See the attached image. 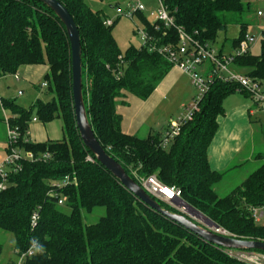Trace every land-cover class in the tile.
<instances>
[{
	"label": "trees",
	"instance_id": "trees-1",
	"mask_svg": "<svg viewBox=\"0 0 264 264\" xmlns=\"http://www.w3.org/2000/svg\"><path fill=\"white\" fill-rule=\"evenodd\" d=\"M59 1L80 33L83 99L103 149L137 183L133 171L138 176L155 174L163 184L179 188L183 201L232 236L264 241V224L251 215L252 207L264 206V151L256 155L263 160L261 165L224 196L213 185L226 171L212 169L208 161V147L224 113V98L235 91L246 94L236 83L214 74L198 100V109L167 147L161 145V131L143 137L125 133L116 111L119 99L127 95L146 99L173 67L157 48L177 43L176 27L210 44L228 23L235 22L240 34L232 41L234 49L246 34L241 15L250 4L242 0H165L176 27L150 22L144 12H137L147 41L122 54L112 34L114 22L106 24L107 17L100 10H92L84 0ZM40 63L48 64L44 80L52 99L37 98L28 107L13 98L0 100L9 112V124L20 131L19 146L38 156L23 159L0 192V230L13 234L14 250L18 254L27 251L33 240L44 247L43 253L33 252L23 264H246L140 201L96 160L76 127L71 51L64 24L40 0H0V76L14 74L22 65ZM233 66L264 80V30L260 52L235 55ZM33 116L42 122L60 118L63 138L24 141ZM44 152L51 156L42 158ZM65 176L69 180L58 184ZM60 199L69 212L58 208ZM154 199L161 207L180 212ZM98 206L105 208V214L95 223L84 224L81 210Z\"/></svg>",
	"mask_w": 264,
	"mask_h": 264
},
{
	"label": "built area",
	"instance_id": "built-area-1",
	"mask_svg": "<svg viewBox=\"0 0 264 264\" xmlns=\"http://www.w3.org/2000/svg\"><path fill=\"white\" fill-rule=\"evenodd\" d=\"M158 9L157 11L149 10V15L154 17V21H160L165 26H175L173 17L169 14L165 0H156ZM146 7L141 0H129V8L124 12L125 15L132 17L137 12H145ZM258 15H263L261 11L257 12ZM106 24L111 25L112 19H106ZM178 41L174 44H166L157 48L171 64L179 68L182 72L188 74L191 78V82L199 90V93L192 102L185 107V113L173 118L169 121L168 125L162 132L161 145L167 147L171 141L180 132L181 126L189 119L192 118V114L198 109V100L202 97L208 88V80L215 74L228 82H234L238 85V89L244 91L252 101L264 109V80L254 78L244 73H239L230 69V65H233L235 55L244 54L249 51L250 44L255 41V37L246 33L242 39L238 42V45L231 51V53L219 54L214 51L209 44H203L199 40L192 38L180 27H176ZM142 36L144 42L147 41V34L143 30ZM154 48V47H153ZM206 69V77H203L197 72V69ZM204 68V69H203ZM17 78V75H15ZM46 86V82L42 83ZM37 117H32V121H36ZM7 126V140H6V154L3 161L0 163V192L5 190L8 186L9 175L15 173L20 169V164L23 159H34L36 155L30 150H26L19 146L20 131L17 127H13L9 124L8 118H5ZM29 129L25 132L24 141H28ZM30 141V140H29ZM42 158H49L51 154L44 152L40 154ZM88 159L91 160L90 157ZM133 174L138 178L139 184L145 189V191L182 213H185L183 209H186L182 204L181 191L175 186H167L163 184L155 174L147 176H138L135 171ZM69 180L68 176H65L63 182ZM63 200H58V205L62 204ZM188 215L187 213H185ZM251 215L257 223H264V206H254L251 208ZM189 216V215H188ZM191 217V216H190ZM36 220V214L32 215V224ZM213 231L231 235L227 230L222 227L212 228ZM225 253L235 258L238 261L246 264H264V252L258 250H244V249H224ZM17 261L15 264H23L26 257L33 254L32 247L27 251L17 253Z\"/></svg>",
	"mask_w": 264,
	"mask_h": 264
},
{
	"label": "crops",
	"instance_id": "crops-1",
	"mask_svg": "<svg viewBox=\"0 0 264 264\" xmlns=\"http://www.w3.org/2000/svg\"><path fill=\"white\" fill-rule=\"evenodd\" d=\"M224 48V46L221 48L220 53H230L233 45L231 44L230 50L227 48V52L224 51ZM233 69L236 72L244 73L243 68L234 66ZM48 71L49 67L47 63L26 64L20 66L14 74L0 76V100L1 97L13 98L19 100L20 104H18L23 107L31 105L37 98H40L36 86L42 82ZM12 75L15 81H22L19 86L23 87H18L14 92H8L6 90V76L12 77ZM15 75H17V78ZM183 75L184 72L173 66L146 99H140L134 95H127L123 99H119L116 111L121 117L122 130L125 133L138 135L142 132V128H144V136L151 131L163 132L169 121L175 117L169 114L162 115L161 107L168 100V96L172 91L183 93L186 89H189L187 85L182 83L181 78ZM45 87L48 89V85ZM26 92H29V95ZM47 93L51 95L49 92ZM16 95L21 96L17 99ZM22 96H26L25 100L21 99ZM183 103L184 101L180 104ZM222 105L224 113L218 118V128L208 147V161L211 168L227 171L231 167L242 165L244 162H257L254 164L258 168L263 160L256 155L264 151V146L262 144L263 151L256 150V142L254 141L256 139L254 138L256 130L254 128V107L257 105L254 102L252 103V99L247 94L239 91H235L225 97ZM0 114L2 118L3 116L4 118L9 116V112L2 108L1 103ZM2 120H4L2 124L3 131L5 130L6 134L7 126L5 119ZM156 127H159V130ZM28 129V138L32 142L60 140L64 136L60 118H55L49 122H42L39 119L36 121L31 120Z\"/></svg>",
	"mask_w": 264,
	"mask_h": 264
},
{
	"label": "rangeland",
	"instance_id": "rangeland-1",
	"mask_svg": "<svg viewBox=\"0 0 264 264\" xmlns=\"http://www.w3.org/2000/svg\"><path fill=\"white\" fill-rule=\"evenodd\" d=\"M85 3L92 10H100L106 19H112L113 29L112 34L115 38L119 49L122 54L129 47L139 48L143 43L144 39L142 36V31L144 29V23L142 22L140 16L138 14L129 17L125 15V11L129 8V0H84ZM142 3L146 7V11L144 12L145 18L153 22L154 17L149 15V10L157 11L158 5L156 0H141ZM244 3H249L250 8L247 12H244L241 15V20L245 22L246 25V33L255 37V41L250 44L249 51L252 54H257L260 52L261 47V38L262 31L264 30V0H242ZM261 11L263 15H258L257 12ZM240 34L239 24L235 22H230L227 25L225 31H219L215 37L213 42H210L209 46L216 51L217 53L221 51V48H224V51H228L231 49V44L234 38H237ZM228 48V49H227ZM233 48L231 49V51ZM230 51V52H231ZM223 54V53H222ZM234 66L230 65V69H233ZM204 69V68H203ZM234 70V69H233ZM235 71V70H234ZM242 71V69H241ZM197 72L206 77L207 70L197 69ZM6 90L8 92H14L18 89L21 84L20 81H15V79L10 76H6ZM182 83L187 85L189 89H186L183 93H177L172 91L168 100L165 102L162 109V115H173L175 118L185 113V107L188 106L193 99H195L199 93V90L194 86L191 82V78L188 74L184 73L181 78ZM3 82V80H1ZM5 81V80H4ZM45 82L43 79L42 82L36 86L39 91L40 99L50 100L53 95H48V90L42 83ZM21 89V88H19ZM35 89V88H34ZM36 90V89H35ZM29 92H26L27 95ZM16 94V92H15ZM21 95H16L17 99H19ZM26 96H22L21 99L25 100ZM187 99V100H186ZM182 101H184L183 104ZM17 103L20 104L19 100H16ZM253 103V101H252ZM255 106V105H254ZM28 107V106H27ZM255 116H254V128L255 137L254 141L256 142V150L263 151V138H264V109L261 106H255ZM1 115V114H0ZM5 119L4 116H0V163L3 161L6 151H5V143L7 140V130L5 134V130L3 131V122ZM159 130V127H156ZM144 128H142V132H140L139 136H144L143 132ZM6 135V136H5ZM263 144V146H262ZM257 162H244L240 166L231 167L225 173L222 179L213 185L214 190L219 196H224L229 193L233 188H235L238 184L245 179L248 173H250L254 168H256L255 164ZM262 163V162H261ZM260 163V164H261ZM58 184H62L63 180H57ZM58 208H60L64 212H69L70 208L65 204H59ZM186 208V207H185ZM185 213L188 214L187 209H183ZM105 214V208L102 206L94 207L91 211H86L84 209L81 210L82 221L84 224H91L97 222V220ZM195 221L200 224H204V219L191 215ZM264 224V223H263ZM0 243L2 244V250L0 253V264H11L16 263L17 255L14 250V236L10 232H5L0 230Z\"/></svg>",
	"mask_w": 264,
	"mask_h": 264
},
{
	"label": "water",
	"instance_id": "water-1",
	"mask_svg": "<svg viewBox=\"0 0 264 264\" xmlns=\"http://www.w3.org/2000/svg\"><path fill=\"white\" fill-rule=\"evenodd\" d=\"M40 1L51 8L65 26L71 51V90L76 127L83 144L93 153L96 160L104 165L105 168L108 169L126 189L139 198L140 201L197 234L205 241L224 249L258 250L264 252L263 240L238 238L213 231L212 228H218L219 225L183 200L182 204L188 210V214L203 218L204 224L198 223L185 213L172 212L161 207L159 202L150 196L145 189L125 171L122 165L103 149L94 135L84 104L82 93L81 42L78 27L69 11L59 0Z\"/></svg>",
	"mask_w": 264,
	"mask_h": 264
},
{
	"label": "clouds",
	"instance_id": "clouds-1",
	"mask_svg": "<svg viewBox=\"0 0 264 264\" xmlns=\"http://www.w3.org/2000/svg\"><path fill=\"white\" fill-rule=\"evenodd\" d=\"M32 250L36 253H43L44 252V247L43 245L37 243L35 240H33L32 242Z\"/></svg>",
	"mask_w": 264,
	"mask_h": 264
}]
</instances>
